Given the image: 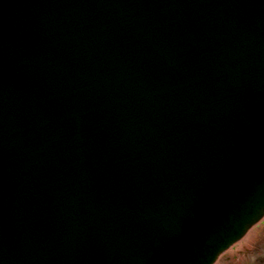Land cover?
<instances>
[{
  "label": "water",
  "instance_id": "obj_1",
  "mask_svg": "<svg viewBox=\"0 0 264 264\" xmlns=\"http://www.w3.org/2000/svg\"><path fill=\"white\" fill-rule=\"evenodd\" d=\"M264 221V0H0V264H217Z\"/></svg>",
  "mask_w": 264,
  "mask_h": 264
},
{
  "label": "rangeland",
  "instance_id": "obj_2",
  "mask_svg": "<svg viewBox=\"0 0 264 264\" xmlns=\"http://www.w3.org/2000/svg\"><path fill=\"white\" fill-rule=\"evenodd\" d=\"M218 264H264V221L225 254Z\"/></svg>",
  "mask_w": 264,
  "mask_h": 264
},
{
  "label": "bare ground",
  "instance_id": "obj_3",
  "mask_svg": "<svg viewBox=\"0 0 264 264\" xmlns=\"http://www.w3.org/2000/svg\"><path fill=\"white\" fill-rule=\"evenodd\" d=\"M245 239H246V238H245ZM245 239H244V240H245ZM244 240H242L241 242H243ZM232 249H233V248H232ZM232 249H231V250H232ZM231 250H230V251H231ZM230 251H229V252H230ZM218 262H219V261H218Z\"/></svg>",
  "mask_w": 264,
  "mask_h": 264
}]
</instances>
